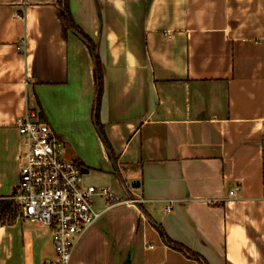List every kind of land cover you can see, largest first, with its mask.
<instances>
[{
	"label": "crops",
	"instance_id": "1",
	"mask_svg": "<svg viewBox=\"0 0 264 264\" xmlns=\"http://www.w3.org/2000/svg\"><path fill=\"white\" fill-rule=\"evenodd\" d=\"M68 10L90 45L57 0H0V200L20 175L15 121L39 110L65 157L117 201L105 210L94 196L101 219L69 264H202L154 224L207 264H264V0H68ZM53 260L47 229L4 217L0 264Z\"/></svg>",
	"mask_w": 264,
	"mask_h": 264
},
{
	"label": "built area",
	"instance_id": "2",
	"mask_svg": "<svg viewBox=\"0 0 264 264\" xmlns=\"http://www.w3.org/2000/svg\"><path fill=\"white\" fill-rule=\"evenodd\" d=\"M19 16L23 17V13L19 12ZM16 48L25 53L24 37ZM15 124L22 151L18 155L20 175L11 196L13 205L20 217L38 222L49 231L53 264H69L76 243L101 219L103 211L95 208L94 196L103 198L105 210L117 201L109 187L83 184L81 167L65 157L64 142L41 120L39 110H26ZM238 188L234 187L229 195ZM126 201L138 202L134 198ZM172 203L169 202L168 210Z\"/></svg>",
	"mask_w": 264,
	"mask_h": 264
},
{
	"label": "trees",
	"instance_id": "3",
	"mask_svg": "<svg viewBox=\"0 0 264 264\" xmlns=\"http://www.w3.org/2000/svg\"><path fill=\"white\" fill-rule=\"evenodd\" d=\"M58 5L60 6V10L62 12V14L64 15V17L66 18V21L70 23V26H72L76 32L80 35V37L87 41L88 44H91V41L88 37V35L85 32H82L78 26H76L73 23V20L71 18L70 15V11L68 10V0H57ZM95 73H96V89L98 90L97 92V96H96V100H95V105H96V113L99 107V100L102 94V77H103V73H101V69H100V63L98 60V57L95 60ZM105 139V137H104ZM81 166V164H79ZM16 215V210L15 207L13 205V203L9 200H0V224L3 223L4 217L11 219ZM154 227H156V229L158 230V232H160L161 237L164 239L165 243L168 246H172L173 248H176L177 250L183 252L185 255H189L191 257H195L196 259H198L202 264H207L205 262V260L200 257L198 254H196L193 250H191L189 247H185L184 245H182L181 243L170 239L166 233L163 231V229L157 225L154 224Z\"/></svg>",
	"mask_w": 264,
	"mask_h": 264
},
{
	"label": "rangeland",
	"instance_id": "4",
	"mask_svg": "<svg viewBox=\"0 0 264 264\" xmlns=\"http://www.w3.org/2000/svg\"><path fill=\"white\" fill-rule=\"evenodd\" d=\"M63 153H64V155H65V149L63 150ZM67 153V152H66ZM66 156V155H65ZM69 157V156H68ZM116 177L118 176V174L116 173V175H115ZM83 179H84V182H85V184H89V183H92V184H94V185H96V186H99V187H105V186H103V183H100L99 181H96L95 179H93L92 177H91V172H88V174H83ZM125 197H127L126 195H124V196H121V197H119V198H125ZM12 201V200H11ZM13 203V202H12ZM14 207H15V205H14ZM113 208H116V210H119L118 211V213H122V212H124V207H122V206H120V207H113ZM113 208H111V209H113ZM110 209V210H111ZM15 210H16V207H15ZM110 210L109 211H107V212H110ZM16 212H17V210H16ZM30 225H35L34 223H32V222H30ZM47 264H52V263H50V262H48Z\"/></svg>",
	"mask_w": 264,
	"mask_h": 264
},
{
	"label": "water",
	"instance_id": "5",
	"mask_svg": "<svg viewBox=\"0 0 264 264\" xmlns=\"http://www.w3.org/2000/svg\"><path fill=\"white\" fill-rule=\"evenodd\" d=\"M80 170L82 171V173H88V170L85 169L84 167H81Z\"/></svg>",
	"mask_w": 264,
	"mask_h": 264
}]
</instances>
